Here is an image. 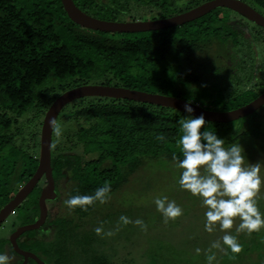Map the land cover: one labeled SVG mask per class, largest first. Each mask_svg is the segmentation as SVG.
<instances>
[{
    "label": "trees",
    "instance_id": "obj_1",
    "mask_svg": "<svg viewBox=\"0 0 264 264\" xmlns=\"http://www.w3.org/2000/svg\"><path fill=\"white\" fill-rule=\"evenodd\" d=\"M204 1L74 0L90 15L123 21L167 17ZM243 1L264 15V0ZM217 21L220 25H216ZM243 26L248 27L247 36ZM260 36L264 38L263 27L225 7L179 26L146 32L108 33L74 23L64 11L61 0H0V160L5 162L0 161V208L35 171L37 139L43 116L63 91L96 82L165 95L171 90L177 92L173 96L182 98L183 91L176 86L192 87L200 83L199 74L192 66L193 53L210 45L211 38H239L241 55L250 63L245 69L250 70V79L254 75L248 80L249 92L241 95V100L233 97L242 91L235 88L241 83L239 78L233 84H227V88L221 87V96L229 94L230 101L234 100L232 108L238 107L255 98L264 88L263 83H253L264 63V59H260L259 64L256 60L255 47L262 40ZM205 91L203 89L186 100L199 103ZM63 110L62 118L68 123L62 135L64 140L61 143L56 141L53 149L52 132L51 142L52 175L55 181L63 184L57 202L63 201L66 191L70 197L93 195L105 182L111 185L109 196L147 161H174V153L182 159L176 146L182 135L179 121L196 118L166 106L99 96L73 100L60 112ZM239 119H249L251 127L233 137H226L232 121L206 120L201 132H214L225 141L224 145L234 143L242 136L257 134L253 132L254 124H260L257 111ZM25 126L35 129L25 131L24 136ZM157 134L164 135L165 140H157ZM29 194L31 196L16 207L24 219L21 223L30 222L38 213L40 186L36 185ZM96 204L98 202L89 206L87 211L77 207L76 213L84 218L93 212ZM49 216L54 215L49 213ZM7 240H0V254ZM36 242L38 240L34 239L28 243ZM245 243L240 253L228 249H225L227 254L225 251L220 253L221 264L241 261L251 249L260 250L261 257H264V231L253 232ZM156 262L153 258L152 264ZM91 264L115 263L100 254L93 256Z\"/></svg>",
    "mask_w": 264,
    "mask_h": 264
},
{
    "label": "rangeland",
    "instance_id": "obj_2",
    "mask_svg": "<svg viewBox=\"0 0 264 264\" xmlns=\"http://www.w3.org/2000/svg\"><path fill=\"white\" fill-rule=\"evenodd\" d=\"M243 23L252 28L251 24L245 21ZM216 25H220V23L217 21ZM247 34L248 31H246ZM261 39L255 47L257 64H259L260 59H264V38ZM210 42V45H207L203 50H197L192 56V66L199 74L200 83L192 87L178 85L176 89L183 91L180 94L183 99L195 97L196 93L206 89L207 92H203L205 94L202 96L203 98L199 99V103L204 108L220 111L233 109L231 103L234 100L230 101L231 96L229 94L226 96L224 94L222 97L221 87L227 88V84H233L239 78L241 83L235 88L242 91L237 92L239 95L235 94L233 97L241 100V95L244 96L249 92L248 80L254 77L251 75L252 78L250 79V70L245 69L250 63L241 55V39L226 38L223 40L215 37L213 40L211 38ZM261 67L260 73L256 74L253 83L264 84V63ZM91 81L97 80L91 79ZM188 92L190 94H187ZM175 94L177 92L168 90V95L173 96ZM223 102L224 105H221ZM64 111L60 112L59 120L53 128V149L56 141L61 143L64 140L62 136L64 127L68 124L62 118ZM257 117L260 124L255 121L256 125L254 124L255 129L253 130L257 134L242 136L234 143L223 146L227 149L238 143L243 148L245 165L261 163L262 185L256 201L262 218H264V107L257 110ZM231 123V128L226 135L227 138L251 127L249 119H236ZM71 126L74 125L71 124ZM25 128L24 136H26V132L35 129V127L27 129L26 126ZM57 128L60 129L59 136L56 135L55 130ZM40 129L37 139V153L39 151ZM10 160H12L11 156ZM0 161L3 162V159ZM175 164L176 162L165 159L147 161L145 165L128 177V181L118 191L109 195L106 203L100 204L98 202L93 212L84 218L81 217L80 213H76V209L71 212L68 211L64 204V201L67 200L66 196H69L66 191L64 197L62 196L64 198L62 202L55 201L59 205L53 212L54 216L48 218L49 221L52 219V224H55L53 238L46 241L38 240L32 244L28 243L25 249L34 251L39 258L42 257L48 264H91L93 256L100 254L106 255L115 264H152L153 258L157 260L156 264H208L206 256L211 253H215L216 257L212 264H221L219 254L224 251L215 248L211 249V252L208 250L212 243L217 240H221V247L227 249V246L222 244V236L225 233L220 230L218 225L212 233L205 231V212L207 209L202 206V200L199 197L181 189L178 183L181 170L175 167ZM28 196L30 197L31 194ZM28 196L27 198H29ZM163 197H167L168 201H175L182 209V215L174 221L170 220L167 224L164 223V218L157 211L154 203L156 198ZM67 198L69 199L70 196ZM122 215L132 221L143 220L147 226L146 230L130 223L126 226L121 224L117 231V225L120 223L119 217ZM22 221H24L23 217L15 209L0 225V240L8 239L11 231ZM240 222V219L236 218L232 229L227 231L236 237L238 243L244 246L251 235L246 232H237ZM97 227H102L103 233L113 231L115 234L111 237L103 235V233L97 235L94 231ZM261 230L264 231V227L259 231ZM26 237L23 236L21 239L24 240ZM196 249H200L199 254H197ZM3 254L12 258L11 264H17L18 257L9 252L8 248ZM60 254H62V258ZM231 264H264V257H261L260 250L251 249L241 261Z\"/></svg>",
    "mask_w": 264,
    "mask_h": 264
},
{
    "label": "clouds",
    "instance_id": "obj_3",
    "mask_svg": "<svg viewBox=\"0 0 264 264\" xmlns=\"http://www.w3.org/2000/svg\"><path fill=\"white\" fill-rule=\"evenodd\" d=\"M186 112H193V108L188 103L184 105ZM182 135L176 142L182 159H178L173 154L172 159L177 161L175 167L181 170L179 185L182 190H187L193 196L202 200V206L206 207L205 212V231L212 233L217 225L225 234L222 236V244L232 253H240L242 245L237 242L235 236L229 234L227 230L232 229L234 220L240 219L237 232H246L251 235L264 227V218L257 207L256 197L258 196L262 178L261 163H248L245 165V156L243 148L238 143L230 148H225L224 140L218 138L214 132L203 131L201 128L206 124L204 116L201 114L196 118L182 119L179 121ZM56 135H60V129L57 128ZM156 139L164 141L162 134H157ZM203 141V142H202ZM111 192V185L105 182L102 187L95 190L93 195H76L64 201L68 211H74L79 207L87 211L89 206L96 202L104 204L108 201V194ZM157 211H159L164 223L170 220L174 221L182 215V209L175 201H168L167 197L156 198L154 201ZM117 231L122 225L130 223L146 230V225L141 219L130 220L126 216L119 217ZM97 235L103 233L102 227L94 229ZM113 231L103 233L106 236H113ZM221 249V240L214 241L208 250ZM199 254L200 249H196ZM215 253L206 256L208 264L215 260ZM11 257L6 254H0V264H11Z\"/></svg>",
    "mask_w": 264,
    "mask_h": 264
},
{
    "label": "water",
    "instance_id": "obj_4",
    "mask_svg": "<svg viewBox=\"0 0 264 264\" xmlns=\"http://www.w3.org/2000/svg\"><path fill=\"white\" fill-rule=\"evenodd\" d=\"M62 7L67 16L79 26L91 30H98L108 33H134L164 29L179 26L183 23L199 18L213 9L225 7L231 9L249 21L264 28V15L254 9L243 0H206L183 12L159 18L136 19V20H109L101 19L90 15L80 9L74 0H61ZM109 97L116 99H127L139 102H146L160 106H166L193 117L201 114L205 120L211 122L225 123L253 114L264 105V89L247 103L229 110L206 109L199 103L192 102L180 97L165 95L157 92L128 88L116 85H105L87 83L69 88L60 93L48 106L42 119L40 129L38 164L32 176L17 190L13 197L0 208V225L7 217L14 212L16 207L29 195V193L44 177L45 185L41 188L37 204L39 209L38 217L30 223L16 227L8 237V241L14 252L23 256L21 264H26L28 258H33L37 264H46L31 251L19 247L17 238L24 231H31L40 228L47 217V200H54L57 197L55 181L52 175L51 166V142L52 132L60 110L69 102L83 97ZM188 103L193 112L188 113L184 105Z\"/></svg>",
    "mask_w": 264,
    "mask_h": 264
},
{
    "label": "flooded vegetation",
    "instance_id": "obj_5",
    "mask_svg": "<svg viewBox=\"0 0 264 264\" xmlns=\"http://www.w3.org/2000/svg\"><path fill=\"white\" fill-rule=\"evenodd\" d=\"M242 26V25H241ZM244 27V35L245 36H247L246 35V31H248V27L247 26H243ZM249 32V31H248ZM250 42V41H249ZM264 89V88H263ZM262 89V90H263ZM54 178V177H53ZM55 181V180H54ZM38 186H40V190H41V188L45 185V179H44V177H42L41 179H40V181L38 182V184H37ZM61 186H63V184L60 182V181H58V180H56L55 181V190H56V193H57V197H56V199L58 198V194L59 193H61V191H63V189L61 190V188H63V187H61ZM56 199H54V200H47L46 201V205H47V217H46V220H45V222L40 226V228H38V229H35V230H31L33 233L32 234H30V233H28L29 231H24L23 233H21L20 235H19V237L17 238V242H18V245H19V247H21L23 250H28V251H31V252H33L34 254H36L34 251H32V250H29V249H25V246L24 245H22L23 243H28L30 240H34V239H36V240H43V241H46V240H49V239H52L53 238V232H54V224H52L50 221L49 222H47V219L49 218V213H53L54 211H56V208H57V206L59 205V204H57V203H55L54 204V202L56 201ZM38 214H39V209H38V213L36 214V215H34L33 217H32V220L30 221V222H33L37 217H38ZM30 222H27V223H30ZM22 224H25V223H21V224H19V225H22ZM18 225V226H19ZM16 228H14L11 232H13L14 230H15ZM27 232V233H26ZM11 234V233H10ZM23 236H27L24 240H22L21 238L23 237ZM37 236V237H36ZM9 249V252H11L13 255H16L18 258H17V264H21V262L23 261V256L22 255H20V254H18V253H16V252H14L13 250H12V248H11V245H10V243H9V241L7 240V242H6V244L4 245V250H3V252H2V254L3 253H5V251H6V249ZM12 251H11V250ZM37 255V257H39L38 256V254H36ZM40 259H42L46 264H48V262L45 260V259H43L42 257L40 258ZM26 264H37L36 262H35V260L33 259V258H28V260H27V262H26Z\"/></svg>",
    "mask_w": 264,
    "mask_h": 264
}]
</instances>
